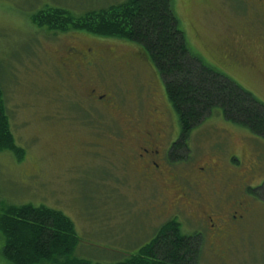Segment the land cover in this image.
I'll return each instance as SVG.
<instances>
[{"label":"rangeland","instance_id":"374dc122","mask_svg":"<svg viewBox=\"0 0 264 264\" xmlns=\"http://www.w3.org/2000/svg\"><path fill=\"white\" fill-rule=\"evenodd\" d=\"M123 1L0 0V83L11 131L24 150L20 160L0 152V211L21 204L62 211L79 238L72 255L91 262L127 258L174 218L182 232L201 233L197 264H264V200L248 191L264 182V138L225 120L219 108L191 130L185 172L197 177L198 167L220 158L222 152L217 163L235 173L221 176L231 188L230 197L243 194L256 199L246 198L250 213L239 232L212 241L209 228L198 219V206L178 211L174 186L142 180L125 161L137 134L147 127L153 106L166 107L173 131H179L150 57L125 40L78 30L53 33L30 19L45 7H60L80 17ZM172 1L190 51L220 73L240 80L221 56L228 35L239 33L247 20L239 14L241 0ZM70 46L88 47L98 55L106 50L104 60L89 67L71 61L63 68L59 57ZM90 89L111 95L113 106L105 108L89 97ZM250 91L264 103L261 90ZM228 155L233 164L226 161ZM256 162L254 173L246 175ZM245 176L249 179L244 185ZM221 188V182H214L203 191V199L209 202L211 191ZM1 246L0 236V264H10L2 257Z\"/></svg>","mask_w":264,"mask_h":264},{"label":"trees","instance_id":"16d2710c","mask_svg":"<svg viewBox=\"0 0 264 264\" xmlns=\"http://www.w3.org/2000/svg\"><path fill=\"white\" fill-rule=\"evenodd\" d=\"M30 19L35 26L53 33L85 31L141 48L163 81L166 98L177 116V144L185 146V155H189L191 130L214 108L221 110L225 120L264 138V103L190 51L172 0H125L80 17L60 7H45ZM4 151L18 160L24 156L11 131L0 83V152ZM249 191L264 200V182ZM0 236L1 255L10 264H103L72 255L79 242L74 223L54 208L7 205L0 211ZM202 244L199 233H182L172 218L135 253L108 264H197Z\"/></svg>","mask_w":264,"mask_h":264},{"label":"flooded vegetation","instance_id":"af4514ba","mask_svg":"<svg viewBox=\"0 0 264 264\" xmlns=\"http://www.w3.org/2000/svg\"><path fill=\"white\" fill-rule=\"evenodd\" d=\"M240 2L242 9L239 14L242 17L245 16L247 20L239 33L232 32L228 35V43L221 58L231 65L229 69L235 71L236 76H240V80H234L247 91L252 93L250 90L253 87L264 93V0H252L250 4L244 0ZM104 52L106 50L98 55L88 47L70 46L65 50L63 56L59 57L60 66L66 68V65H70L73 61L84 67H89L96 62L103 61ZM107 52L112 54L109 50ZM252 77L256 80L254 81ZM88 96L101 103L105 108L113 106L114 102L109 94H96L94 89H90ZM159 107V105L152 107L148 115L150 120L147 121V127L137 134L136 140L129 149V154L125 157L126 163L133 167L142 180L161 183L166 187L174 186L178 191L174 207L178 211L185 213L190 205L198 206L200 208L198 219L204 221L205 226L209 228L212 241L224 239L230 231L239 232V227L246 223V218L250 213L251 204L246 198L252 201H256V199L243 194L230 197L229 190L231 188H228L227 182L221 180V176L232 177L235 173L217 163V160L222 158V152L218 153L220 158L216 157L215 161L208 162L205 167H198L197 177L193 178L186 173L184 169L188 164V155L182 156L185 146L177 144L179 131L176 129L173 131V125L168 118V109L166 107L158 109ZM174 132H177L175 138ZM190 149L187 144V151L189 152ZM232 158V155L225 157L228 164L232 163ZM257 164V162L253 163L246 171V175H249L251 170L253 174ZM245 178L244 185L249 177L245 176ZM216 181L221 182L222 188L218 192L212 190L210 194L212 199L210 198V201L207 202L203 199L202 193L213 187ZM204 206L208 211L202 209ZM202 215H205V219H202ZM199 234L201 235V233Z\"/></svg>","mask_w":264,"mask_h":264}]
</instances>
